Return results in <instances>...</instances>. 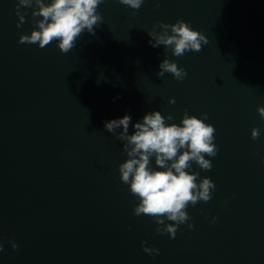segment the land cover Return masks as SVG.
I'll list each match as a JSON object with an SVG mask.
<instances>
[{
  "label": "water",
  "instance_id": "water-1",
  "mask_svg": "<svg viewBox=\"0 0 264 264\" xmlns=\"http://www.w3.org/2000/svg\"><path fill=\"white\" fill-rule=\"evenodd\" d=\"M17 3L0 0V264H264V0H144L139 10L104 0L95 35L68 53L19 43L38 25L22 6L17 27ZM178 19L208 37L200 52L150 45L158 21ZM165 56L187 70L183 81L157 75ZM185 109L216 130L212 169H190L216 188L188 205L194 228L171 238L134 215L124 142L104 125L128 114L132 134L148 112L180 124Z\"/></svg>",
  "mask_w": 264,
  "mask_h": 264
},
{
  "label": "clouds",
  "instance_id": "clouds-1",
  "mask_svg": "<svg viewBox=\"0 0 264 264\" xmlns=\"http://www.w3.org/2000/svg\"><path fill=\"white\" fill-rule=\"evenodd\" d=\"M102 3L104 0H18L15 8L19 17L17 27L27 15L21 11L22 6L31 9L33 23L38 25L30 35L21 34L19 43H38L40 48H45L56 41L61 52L68 53L84 31L95 35L96 27L103 22L97 10ZM119 3L139 10L144 0H119ZM155 3L158 6L159 0ZM157 26L161 31L155 30ZM148 35L153 48L163 45L176 57H182L189 51L198 53L208 44V37L183 19L171 24L158 21ZM165 73H170L178 81H183L188 74L167 56L160 62L157 75L163 77ZM169 103H175V99L170 98ZM257 111L264 118V106L258 105ZM201 117L188 115L185 109L180 124L166 123L173 116H164L153 110L146 113L142 121L135 122L132 134H129L131 116L128 114L105 121L104 125L108 132L124 142L123 151L128 158L118 168L121 182L129 185L131 194L139 201L134 206V215L152 218L157 225L155 231L169 234L171 238H175L181 224L194 228L186 210L188 205L194 206L201 201L207 203L216 188L208 176L200 177L198 172L190 171L193 163L210 171L213 164L206 157H215L219 151L214 143L216 130L211 123L205 122L208 114L201 113ZM117 129L122 130L117 133ZM259 136L260 129L253 127L251 138L256 140ZM153 157L157 167L151 166ZM166 219L172 223H165ZM215 219L213 217V222ZM11 245L13 249L18 247L14 241ZM142 248L146 253L159 254L158 248L148 247L145 242H142ZM2 251L3 245L0 244Z\"/></svg>",
  "mask_w": 264,
  "mask_h": 264
}]
</instances>
